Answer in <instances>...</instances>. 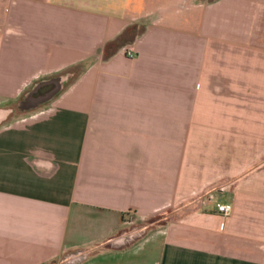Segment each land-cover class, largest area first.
<instances>
[{"label":"crops","instance_id":"0c3cea01","mask_svg":"<svg viewBox=\"0 0 264 264\" xmlns=\"http://www.w3.org/2000/svg\"><path fill=\"white\" fill-rule=\"evenodd\" d=\"M0 112V264H264V0H0Z\"/></svg>","mask_w":264,"mask_h":264},{"label":"water","instance_id":"95a60500","mask_svg":"<svg viewBox=\"0 0 264 264\" xmlns=\"http://www.w3.org/2000/svg\"><path fill=\"white\" fill-rule=\"evenodd\" d=\"M70 76L52 79L49 81L38 84L19 104V110L25 112L33 108H37L39 105L44 104L52 100L57 96L64 88L65 84L69 82ZM8 112H0V123L6 119ZM123 235L121 239L123 240ZM133 239L129 240L132 241Z\"/></svg>","mask_w":264,"mask_h":264},{"label":"built area","instance_id":"2783aa9c","mask_svg":"<svg viewBox=\"0 0 264 264\" xmlns=\"http://www.w3.org/2000/svg\"><path fill=\"white\" fill-rule=\"evenodd\" d=\"M126 56L129 59L136 58V54L132 48H129L126 50ZM217 210H218V213H220L222 216L227 217L231 214L233 210V205L232 204H218Z\"/></svg>","mask_w":264,"mask_h":264},{"label":"rangeland","instance_id":"374dc122","mask_svg":"<svg viewBox=\"0 0 264 264\" xmlns=\"http://www.w3.org/2000/svg\"><path fill=\"white\" fill-rule=\"evenodd\" d=\"M157 221H158V220L155 219V220H153L152 223H150V224H157V223H156ZM145 231H146V229H145V225H144V226H141V227L136 226V227L131 228V229L128 231V233L126 234V236H127V237H132V238H135V239H136V238H138V237L143 236V234L145 233Z\"/></svg>","mask_w":264,"mask_h":264},{"label":"trees","instance_id":"16d2710c","mask_svg":"<svg viewBox=\"0 0 264 264\" xmlns=\"http://www.w3.org/2000/svg\"><path fill=\"white\" fill-rule=\"evenodd\" d=\"M70 258V257H69Z\"/></svg>","mask_w":264,"mask_h":264}]
</instances>
